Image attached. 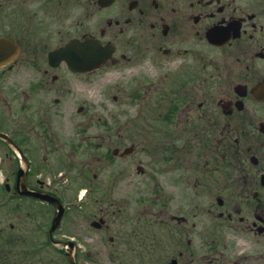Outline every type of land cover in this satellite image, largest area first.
Segmentation results:
<instances>
[{
	"label": "flooded vegetation",
	"instance_id": "1",
	"mask_svg": "<svg viewBox=\"0 0 264 264\" xmlns=\"http://www.w3.org/2000/svg\"><path fill=\"white\" fill-rule=\"evenodd\" d=\"M0 264H264V0H0Z\"/></svg>",
	"mask_w": 264,
	"mask_h": 264
},
{
	"label": "rangeland",
	"instance_id": "2",
	"mask_svg": "<svg viewBox=\"0 0 264 264\" xmlns=\"http://www.w3.org/2000/svg\"><path fill=\"white\" fill-rule=\"evenodd\" d=\"M90 96H91L90 100L95 101L96 105L98 104V102L109 104V98H108L109 93L108 92H102V91H99L98 89H96L95 91H92V93H90ZM126 103L128 104L127 100H126ZM108 106H109V108H112V106L110 104ZM108 110L109 109H107V110L106 109L105 110L99 109L98 111L101 112V114H103V115H109ZM125 110H126L125 102H122V103L117 105L118 115H121V116L125 115ZM136 179L137 178H135V180ZM80 184H81V178L79 175L75 176V177L74 176L71 177L70 182L68 184V188H69L70 192L72 194H73V192L77 193V191L80 187L79 186ZM141 191H142L141 189H134V193L136 195L138 193H140ZM76 227H79V226L76 225ZM97 248L99 250V258L101 261L107 262L111 259L112 246L109 243V237H103L101 242L98 243Z\"/></svg>",
	"mask_w": 264,
	"mask_h": 264
}]
</instances>
